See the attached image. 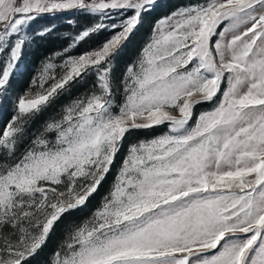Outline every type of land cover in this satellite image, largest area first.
I'll return each instance as SVG.
<instances>
[{"label":"snow or ice","instance_id":"snow-or-ice-1","mask_svg":"<svg viewBox=\"0 0 264 264\" xmlns=\"http://www.w3.org/2000/svg\"><path fill=\"white\" fill-rule=\"evenodd\" d=\"M159 6L0 0L5 101L31 39L25 28L40 15L96 17L74 43L113 33L97 49L65 60L64 74L52 77L48 90L17 97L0 132V264H31L62 216L97 191L126 134L164 124L167 134L130 147L102 208L69 232L51 264H264V0H208L161 19L156 38L126 68L114 111L110 58ZM89 71L96 72L97 91L47 123L17 156L27 120ZM214 98L213 110L190 126L194 106ZM61 185L63 191L55 187Z\"/></svg>","mask_w":264,"mask_h":264},{"label":"trees","instance_id":"trees-1","mask_svg":"<svg viewBox=\"0 0 264 264\" xmlns=\"http://www.w3.org/2000/svg\"><path fill=\"white\" fill-rule=\"evenodd\" d=\"M196 2L197 0H158L160 6L143 17L142 23L130 38L122 43L118 53L113 57L110 76L117 75L138 54L147 41L155 20L167 15L178 6L194 4ZM97 22H99L97 18L92 15L78 11H63L42 14L26 27L25 32L31 39L26 41L22 58L19 61L21 69L12 76L7 101L0 96V132L11 121V117L16 110L15 106L11 103L12 95L14 96V94L23 91L30 85L31 77L38 72L49 56L56 53L59 59L60 55L63 54H79L85 50L99 46L109 36L110 30L96 33L83 41L74 43V37L81 30H85ZM45 28L52 29V31L43 38L35 35ZM96 84V72L89 71L82 77L69 81L63 89H58L53 98H50V102L34 117L27 120L25 125L26 134L18 143L16 155L19 156L30 146L31 140L43 130L47 123L53 120H60L65 107L70 102L85 97L88 92L96 87ZM213 103L214 100L198 103L194 106L193 112L208 109ZM167 128V124H164L148 129L131 130L126 134L121 143L120 150L114 158V162L110 165V170L105 174L97 191L89 197L83 207L62 216L56 223L43 249L37 256L31 259V264H51L53 254L60 249L67 239L69 232L76 226L83 224L93 210L99 206L102 197L111 187L115 170L121 162L127 146L139 139H146L159 134ZM53 136L54 134H49L48 138H52Z\"/></svg>","mask_w":264,"mask_h":264},{"label":"rangeland","instance_id":"rangeland-1","mask_svg":"<svg viewBox=\"0 0 264 264\" xmlns=\"http://www.w3.org/2000/svg\"><path fill=\"white\" fill-rule=\"evenodd\" d=\"M206 3H208V0H197V2L194 3V4H189V5H184V6H178V7H176L175 9H173L172 11H170L167 15L161 16V17H159L157 20H155V22H154V24H153V26H152L151 33H150L149 37L147 38V41L145 42V44L143 45V47H142V48L140 49V51L138 52V54H137L135 57H133L132 60L130 61V63H128L127 65H125V66L123 67V69H122L119 73H117V75H114L113 77L111 76V82H112L113 93H114V95H113L114 111L117 110V106H118L120 103H122V101H123V97H124L123 88H124V83H125L126 68H127L129 65L133 64L135 61H137V60L139 59V57L143 54V49H144L149 43H152L153 40L156 38V36H157V30H156L157 23H158L161 19H163V18H165V17L171 15L172 13H174V12H176V11H178V10H181V9H184V8H188V7H196V6H199V5H204V4H206ZM128 15H131V13H128ZM115 18L119 19L120 17L117 16V17H115ZM172 23L174 24L175 21L173 20ZM25 29H26V28H25ZM82 31H83V30H81V31H80L75 37H77ZM112 35H113V33L110 32L109 36H108L105 40L111 38ZM75 37H74V38H75ZM217 38H218V37H217ZM14 39H15V37H13V40H14ZM214 39H215V38H214ZM105 40H104V41H105ZM104 41H103V42H104ZM103 42H102V43H103ZM102 43H101V44H102ZM122 43H123V42H122ZM101 44H100V45H101ZM100 45L97 46V47H95V48L85 50V51H83V52H81V53H79V54H63V55H60L59 59H58L57 54H56V53H53L51 56H49V57L47 58V60H46L45 63L41 66V68L38 70V72L35 73V74L31 77L32 79H31V81H30V85H29L26 89H24L23 91H20V92H18L17 94H14V96L12 95L11 103L13 104V106L16 105L17 97H19V96L36 95V94L43 93L44 91L48 90V89L50 88V86L54 83V80L52 79V77H54L55 80L58 81V80L62 77V75L64 74V72H65V68L63 67V65H64L65 60H67L69 57H78V56L81 55V54H84V53H86V52H89V51H92V50H94V49H97L98 47H100ZM121 45H122V44H121ZM120 47H121V46H120ZM120 47H119V48H120ZM110 59H111V63H110L109 66H110V68H111L113 57H111ZM5 61H6V53H5L4 55H0V68H3V67L5 66ZM49 63H51V64L53 65V67L49 70L48 73H44L45 65H47V64H49ZM189 67H191V65H189ZM20 69H21V65H20V63L18 62L17 67H16V69L14 70V74H16ZM14 74H13V75H14ZM41 84L43 85V87H41ZM226 86H227V83H226V81H225L224 84L222 85V88H226ZM96 91H97V87H95L92 91L88 92V94H87L86 96H89V95H91L93 92H96ZM86 96H85V97H86ZM85 97H82V98H78V99L73 100L72 102H70L69 105H67V106L65 107V110H66L69 106H72L76 101H78V100H82V99H84ZM219 97H220V94L218 93V98H219ZM218 98H214V99H213V100H214V103H213V105H212L210 108H208V109H203V110H199V111H196V112H193V117H192V119L189 121V125H190V126H194V125H195V122H196V120H197V118L199 117V115H200L201 113H204V112H207V111H211V110H213V108H214V107L216 106V104L218 103ZM65 110H64V113H65ZM64 113H63V114H64ZM173 114H174V115H179V113H178V112H175V111L173 112ZM62 116H63V115H62ZM5 126H6V125H5ZM5 126H4V128H5ZM167 127H168V128H167L166 130H164L163 132H161V133H159V134H156V135H154V136H152V137H149V138H146V139H139V140H137V141L132 142L131 144H129V145L127 146V148H126V150H125L126 152H125V154H124V156H123L121 162L119 163V165L117 166V168H116V170H115V173H114V176H113V178H112V181H111V187H110L109 191L106 192V194L102 197V200H101L99 206L93 210V212L91 213V215L89 216V218H88L84 223L90 221V220L93 218L95 212H96L98 209L102 208V206H103V204H104V202H105V198L109 196L110 191L112 190L114 184H115L116 181H117V177H118L119 172H120V169H121V167H122V163H123L124 159L127 157L130 147H131L132 145H136V144H139V143H143V142L151 141L152 139L158 138V137L161 136V135L167 134V133L169 132L170 125L167 124ZM3 130H4V129H3ZM48 139H49L50 141L54 142V141H55V135H54L52 138H48ZM80 182H81V183H84V182H86V181L82 178ZM55 187H57L59 191H63V190H64V187H63L62 185H61V186H55ZM84 223H83V224H84ZM81 225H82V224H81ZM238 235H243V234H238ZM53 259H54V256H53L52 260H53Z\"/></svg>","mask_w":264,"mask_h":264}]
</instances>
